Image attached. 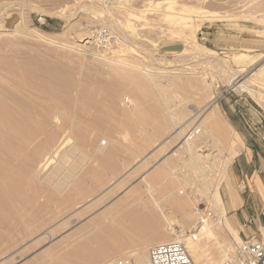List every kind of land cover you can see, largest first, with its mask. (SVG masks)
Instances as JSON below:
<instances>
[{
  "label": "rangeland",
  "instance_id": "obj_1",
  "mask_svg": "<svg viewBox=\"0 0 264 264\" xmlns=\"http://www.w3.org/2000/svg\"><path fill=\"white\" fill-rule=\"evenodd\" d=\"M164 1L152 0L150 13L140 16L146 4L142 0H0V25L11 14L22 18L16 31L0 32V65L15 70L27 83L28 101H23L38 104L37 122L46 116V133L55 134L53 148L69 140L45 166L43 155L28 167L22 165L46 133H35L32 143L12 158L10 166L22 168L24 177L15 208L0 211V264H110L127 250L121 257L109 254L114 240L102 232L115 231L116 226L103 218L105 214L166 209L178 234L183 229L194 235L197 227H189L178 209H198L204 219L215 209L210 202L216 187L225 208L223 193L234 188L231 167L238 154L231 155L243 148L241 137L228 131L229 142L214 138L221 154L213 152L215 145L208 138L210 143L198 149L213 152L211 171L195 172L187 167L189 157L176 150L186 132L182 140L174 134L192 108L204 107L210 96L216 98L222 126L224 121L229 124L231 115L251 136L256 137L258 125L264 126L261 104L231 86L237 76L245 77L264 97V0H182L185 12L174 19L160 18ZM122 72L151 82L141 83L142 89L135 92L115 75ZM171 80L179 81V88ZM119 84L122 87L113 96L109 90ZM156 88L172 96L168 109H163ZM138 103L147 113V135L139 134L138 124L130 120ZM180 109L187 116L173 127L170 117ZM126 130L133 135H125ZM143 137L150 142L134 152L132 140L140 142ZM162 141L163 147L147 156ZM166 160L172 167L170 175L151 186L145 183L144 175ZM78 186L85 188L83 195L76 192ZM25 197L29 199L22 201ZM262 213L239 223L232 222L227 212L226 216L241 240L261 239ZM257 216L262 225L258 229ZM153 222L166 226L159 218ZM131 224L124 222L126 228ZM97 234L100 240H92ZM79 246L85 247L81 250L85 256H107L93 263L74 259Z\"/></svg>",
  "mask_w": 264,
  "mask_h": 264
},
{
  "label": "bare ground",
  "instance_id": "obj_2",
  "mask_svg": "<svg viewBox=\"0 0 264 264\" xmlns=\"http://www.w3.org/2000/svg\"><path fill=\"white\" fill-rule=\"evenodd\" d=\"M151 2L152 0H142V3H146V4H144L145 9L142 8L139 12L140 16L141 15L144 16L145 14L144 12L150 13L151 9H149L150 7L149 5L151 4ZM164 9H165V13H162L160 15V18H164V19L165 18L174 19V15H179L182 12H185V6L182 0H165ZM158 12L156 11V15L158 14ZM16 14L19 16V22L18 24H16V26L13 28L12 31H16L18 25L22 21L20 14L18 13ZM130 16L133 17L135 15H130ZM185 26L186 25L184 23L181 24L182 29H185ZM85 44H89V42H85ZM18 75L19 73L15 72V70H10L9 67L6 66L5 64L0 65V207L5 208V209H0L2 213L3 212L8 213L11 210H13V208H15L14 207L15 204L18 203L17 196L22 192L21 180L24 177V175H22L21 173L22 168H17L13 170L12 166H10L12 165L11 164L12 158L14 159L15 155H17L19 151L24 150L27 146H29L32 143L31 139L35 133L39 132L45 134L47 132L46 116L44 115L45 116L44 120H40L39 122L35 120V117L37 116L35 111H36V106H38V104H33V102L31 101L29 102L23 101L24 98L27 99L28 101L29 91L26 89L27 83H25V81L22 80V77ZM115 75L118 78L126 80L128 84H131L135 92H139L140 89H142V86L140 85L141 83L145 82L146 84H148L151 82L149 79H146L145 77L142 78L133 77L130 74L124 72L116 73ZM240 77L241 76H237L234 82H231V86L234 87L235 90H239L241 92H247L264 108V97L262 96V94L252 89L249 86L247 82L248 80H246L245 77L242 78ZM169 82L174 87L179 88V81L171 80ZM124 84H126V82H124ZM151 84L152 86L157 87V85L154 82H152ZM193 84L195 86L200 85V83L195 81H193ZM35 86H37V84ZM120 86L121 85L119 84L116 85L115 87L114 86L111 87L109 92H111L112 95L114 96L117 90L120 88ZM156 89H157L156 90L157 95L162 99L161 103H163V109L164 107L165 109H168L171 102L170 100H172L171 99L172 96L170 94L165 93L163 90L159 88ZM219 114L220 111L218 110V106L216 104V98L214 96H210L208 102L205 104L204 107L192 108L190 112V117L186 121L184 120L183 124L178 128L179 132L176 131L177 133L174 134L176 136L175 138L177 137L180 138V136H182V133L186 132L184 137L183 138L181 137L183 141L178 146V148H176V150H179L180 154H186L189 157V159L187 160L188 162L187 167L189 166L194 168L193 171L196 170L195 172L204 171V170L211 171L210 169L211 155H213V152H217L221 154V151H223L220 149L219 146H216L215 139L217 141H222V142L228 141V137H229L228 131L234 132V130L227 122L224 121L223 126L220 124ZM186 116L187 114L182 109H180L175 115H171L170 119L173 127L177 126L180 120L183 121L182 119H184ZM131 117L132 119L130 118V120L135 121L138 124V127L140 128L139 134H143V135L146 134L144 126L145 123L147 122V113L146 111L143 110V108L141 107V105H139V103L135 107L134 112L131 114ZM122 118L123 117L121 116V120ZM124 120L126 119H123V122H125ZM127 121L129 122L128 119ZM128 133L126 130L125 135H127ZM130 135H133V132L130 133ZM144 137L140 142L132 140L131 145H133L132 147H134L135 149L133 150L134 152L136 151L138 152V150L140 151L144 145H147L148 143L146 144V141L150 142V138L149 140L148 139L144 140ZM210 137H212V145H215L213 146L215 150L212 153H206V154H204L203 152L199 153L198 148L201 145L206 146L208 143H210L207 141L208 138ZM231 140L232 138L230 139V141ZM54 141H55V134L48 133L45 136L44 140L30 152L31 154L27 157L26 163L23 164L22 166L28 167L27 165L29 164V162L35 161V159L39 157V155L40 156L43 155V159H44L43 166L51 164L54 158L58 156L59 153L62 152L63 149L66 147V145L69 143V140L67 141L63 140L55 148H53ZM165 141H162L161 143L155 145L154 149L151 150V152L147 154V156L148 155L151 156V153L153 151L155 152V150L159 149L160 147H163ZM238 153L239 150L237 149L234 152V154L231 155V158L234 157V155L236 156ZM171 156H175L174 153ZM159 165H157V167H155L153 171L145 174L143 177L144 182L149 184L150 186L152 184L158 183L159 179H161V177H163L164 175H168V174L170 175V173L168 172L172 171V167L170 166V162L168 160H166L163 166L162 165L159 166ZM216 169L217 167L215 168V170ZM94 178L92 180L100 179L98 178V176L95 179ZM75 190L79 195H83L85 188L78 186L76 187ZM212 192L213 193L211 195L210 203L211 206L214 207L215 209L214 210L210 209L208 213L206 212L207 214L204 216L205 217L204 219L198 209H178L183 213L184 222L187 223L189 227L191 226L197 227V231L194 235L192 234L187 235L184 231H182L183 229L180 231V234H178V232H176L173 228L172 222L174 219L173 220L171 219L170 212L167 211L166 209H150L151 212H147V214L146 213L141 214L138 209H120L117 210L116 213L113 215L105 214L103 218L105 220H108V222L109 221L113 222L114 225L116 226L115 231L106 232V230H103L102 232L104 238H108L109 241L110 239L114 240L113 245H111L112 246L111 249L108 250L110 251L109 254L111 253L112 256H117V255L120 256L124 251L127 250L125 253H123V255L125 256V257L122 256L124 257L123 259H129V260L131 259L133 264H147L148 252L151 247L170 241H178L183 244L193 264H221L226 259L232 258L234 249L236 245L241 242L240 241L241 239L239 238L238 235L235 234V232L231 227L230 221L227 219L226 209L224 208V204L218 192V188L216 187ZM33 197L31 196L32 199L37 200L36 194L35 195L33 194ZM26 198L28 197L23 198L22 201H27L24 200ZM184 203L182 204L184 205ZM124 210H129V211H127L124 214L123 213ZM212 212L216 215L218 213L219 218L215 217L216 215L214 216ZM121 214L124 215L121 216ZM208 214L210 215L209 217L207 216ZM155 218H159L160 220L165 222L164 224H166V226L153 222ZM124 222H131L132 224L131 226L126 228L124 226ZM185 223L183 224L184 226ZM216 228H218V230L220 229L218 233L215 231ZM148 232L149 235H147ZM261 234H262L261 239L263 240L262 242L264 243V230L261 231ZM92 240H100V235L98 234L93 235ZM83 248L79 246L78 248L75 249L76 251H74V254H72L74 259L93 263L95 261H99L100 258H102V256L104 257L107 256L106 254L101 255L100 253L85 256L81 252ZM106 252L107 251H105V253ZM59 261H61L62 263L64 262L62 259H60Z\"/></svg>",
  "mask_w": 264,
  "mask_h": 264
},
{
  "label": "crops",
  "instance_id": "obj_3",
  "mask_svg": "<svg viewBox=\"0 0 264 264\" xmlns=\"http://www.w3.org/2000/svg\"><path fill=\"white\" fill-rule=\"evenodd\" d=\"M234 118L237 122L232 121ZM227 121L243 143V148L235 157L231 167L234 188L223 193L227 214L232 215V222L239 223L247 216L264 212V126H257L254 137L245 129L238 117L231 115ZM256 224L257 229L262 226L258 216Z\"/></svg>",
  "mask_w": 264,
  "mask_h": 264
},
{
  "label": "built area",
  "instance_id": "obj_4",
  "mask_svg": "<svg viewBox=\"0 0 264 264\" xmlns=\"http://www.w3.org/2000/svg\"><path fill=\"white\" fill-rule=\"evenodd\" d=\"M210 216L209 214L207 215ZM264 220V213L261 214ZM254 236L241 240L236 245L233 256L221 264H264V243ZM110 264H133L130 259H118ZM147 264H193L183 244L170 241L149 249Z\"/></svg>",
  "mask_w": 264,
  "mask_h": 264
},
{
  "label": "water",
  "instance_id": "obj_5",
  "mask_svg": "<svg viewBox=\"0 0 264 264\" xmlns=\"http://www.w3.org/2000/svg\"><path fill=\"white\" fill-rule=\"evenodd\" d=\"M19 18L16 14H11L7 18L4 19L3 24L0 25V32L4 30H12L16 23H18Z\"/></svg>",
  "mask_w": 264,
  "mask_h": 264
}]
</instances>
